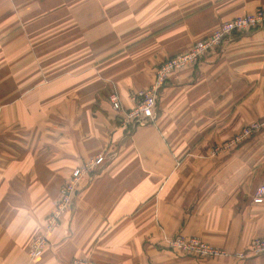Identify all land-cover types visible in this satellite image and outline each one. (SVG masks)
Segmentation results:
<instances>
[{"label":"crops","instance_id":"0c3cea01","mask_svg":"<svg viewBox=\"0 0 264 264\" xmlns=\"http://www.w3.org/2000/svg\"><path fill=\"white\" fill-rule=\"evenodd\" d=\"M258 8L264 0H0V264H264L230 256L264 235V199L254 198L264 125L220 150L264 120V31L234 34L174 71L153 124L122 131L108 102L116 93L130 108L162 62ZM99 154L104 163L31 261L47 204ZM176 235L228 256L172 252Z\"/></svg>","mask_w":264,"mask_h":264},{"label":"built area","instance_id":"2783aa9c","mask_svg":"<svg viewBox=\"0 0 264 264\" xmlns=\"http://www.w3.org/2000/svg\"><path fill=\"white\" fill-rule=\"evenodd\" d=\"M249 31H264V8H258L251 14L238 16L223 22L208 37L193 44L185 53L162 62L155 69L152 84L147 89L139 91L130 97L132 103L130 108L123 107L118 94L112 93L109 95L108 102L118 121V127L122 131L129 133L134 128L153 124L156 120L157 97L174 71L200 65L210 52L220 47L229 37ZM263 125L264 120L261 123H253L243 127L230 140L223 143L220 150L224 153L230 151L253 136ZM215 151L219 152V149ZM104 160L105 157L101 154L95 156L89 161L87 169L93 171L95 168H99L104 163ZM83 174L84 169H76L73 171L72 178L73 180L78 179ZM78 185L79 183H68L61 188L58 202L44 219L41 232L31 242L28 252V257L31 261L42 254L48 244L49 234L55 230L61 218L73 207ZM254 198L256 200L264 199V185L256 189ZM167 247L172 252L183 253L184 255L205 260L228 256L225 251L209 245L198 237L176 235L167 241ZM230 256L236 263L248 259H264V235L253 239L244 251L233 253ZM70 264L96 263L74 259Z\"/></svg>","mask_w":264,"mask_h":264},{"label":"rangeland","instance_id":"374dc122","mask_svg":"<svg viewBox=\"0 0 264 264\" xmlns=\"http://www.w3.org/2000/svg\"><path fill=\"white\" fill-rule=\"evenodd\" d=\"M51 124V123H50ZM50 124H48V125H45L46 127H47V129H48V131L49 130H52L51 131V133H54V128L55 127H53V125H50ZM64 126V128H63V130H62V132H64L63 133V137H62V139H58V142L60 141L61 143H63V144H59V145H62L63 146V148L65 149V146L67 145L66 143H67V139L69 138V136H66V134L65 133H67V131H68V126L69 125H63ZM22 129V128H21ZM22 132V131H21ZM47 134H50V133H47ZM48 141V143H47V151H51V148H53L54 147V140H52V141H50V140H47ZM56 142V141H55ZM43 145V144H42ZM42 148H44V146H42ZM91 159H88L85 163H83V164H81L79 167H77L76 169H84V174L83 175H81L78 179H74L73 180V178H72V174H73V171L66 177V179L64 180V182H63V185L60 187V189H59V193H58V200H59V197H60V190H61V188H63V187H65L68 183H79V185H78V188H77V192H76V194H75V199L77 198V196L79 195V191H80V186L82 185V183H90V180H92V178L94 177V175L97 173V171H98V167L97 168H95L93 171H90V170H88L87 169V165H88V163H89V161H90ZM75 169V170H76ZM14 183H18V180L16 181V182H14ZM58 200H57V202H58ZM56 202V203H57ZM56 203H54L53 204V206H52V203L51 204H47V207H48V209H50V211L52 210V208L56 205ZM52 206V207H51ZM49 211V210H48ZM49 211V212H50ZM48 212V213H49Z\"/></svg>","mask_w":264,"mask_h":264}]
</instances>
